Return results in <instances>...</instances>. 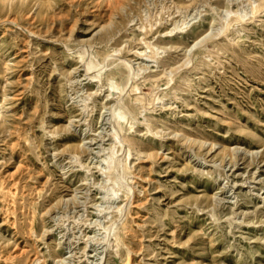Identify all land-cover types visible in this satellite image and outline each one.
<instances>
[{
    "label": "rangeland",
    "instance_id": "1",
    "mask_svg": "<svg viewBox=\"0 0 264 264\" xmlns=\"http://www.w3.org/2000/svg\"><path fill=\"white\" fill-rule=\"evenodd\" d=\"M116 1L0 0V264H264V0Z\"/></svg>",
    "mask_w": 264,
    "mask_h": 264
},
{
    "label": "bare ground",
    "instance_id": "2",
    "mask_svg": "<svg viewBox=\"0 0 264 264\" xmlns=\"http://www.w3.org/2000/svg\"><path fill=\"white\" fill-rule=\"evenodd\" d=\"M116 3H117L118 5H120L121 2H120V0H117ZM121 7H122V6H121Z\"/></svg>",
    "mask_w": 264,
    "mask_h": 264
}]
</instances>
